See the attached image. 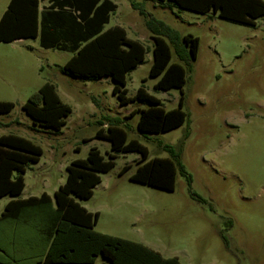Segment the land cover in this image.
<instances>
[{
	"label": "rangeland",
	"instance_id": "1",
	"mask_svg": "<svg viewBox=\"0 0 264 264\" xmlns=\"http://www.w3.org/2000/svg\"><path fill=\"white\" fill-rule=\"evenodd\" d=\"M9 1L0 0V18ZM113 1L118 9L106 29L123 27L147 49L145 62L127 76L130 97L144 86L172 110L182 95L180 89L155 91L159 78L150 76L152 34L147 18L133 4L182 35L199 38L198 55L183 88L188 119L170 132L142 135L137 127L140 113L130 114L148 105L121 106L110 78L63 74L61 67L72 53L44 49L39 39L0 43V101L15 104L12 112L0 114V137L18 135L43 151L40 162L25 174L21 197L54 196L66 182L67 167L87 159L93 148L108 159L111 143L96 135L104 117L118 118L129 139L147 147V160L173 159L165 149L171 146L180 152L187 175L177 166L173 192L138 184L130 177L142 156L119 155L114 168L101 175L93 197L76 199L100 213L95 229L144 244L165 258L177 257L181 264H264V16L247 26L213 12L202 15L152 0ZM171 47L172 62L180 63ZM46 82L54 83L61 100L72 108L61 131L35 124L23 110ZM126 165L130 169L121 174ZM95 264L110 262L99 256Z\"/></svg>",
	"mask_w": 264,
	"mask_h": 264
},
{
	"label": "trees",
	"instance_id": "2",
	"mask_svg": "<svg viewBox=\"0 0 264 264\" xmlns=\"http://www.w3.org/2000/svg\"><path fill=\"white\" fill-rule=\"evenodd\" d=\"M44 0H11L0 19V43L40 38L45 49L72 53L61 67L63 74L75 78L99 80L110 78L113 94L121 106L145 104L130 114L140 113L138 131L142 135L167 133L183 126L188 114L184 111L183 88L199 51L200 40L192 34L182 35L163 21L146 15L140 5L134 9L147 18L152 34L153 64L150 76L159 78L155 91L180 89L179 106L166 110L160 99L139 88L128 96L127 76L145 62L147 49L128 37L120 26L106 29L117 5L111 0H51L41 14ZM159 5H173L181 10L206 15L213 12L221 19L255 26L264 16V0H155ZM167 38L170 44L165 40ZM180 63H173V50ZM188 68V70L183 66ZM15 108L12 102L0 101V114ZM23 110L35 124L61 131L72 108L64 103L54 83L46 82L24 105ZM96 138L111 143L112 153L106 159L93 148L87 159L76 160L67 167L64 185L54 193L19 199L24 192L25 174L39 163L42 149L18 135L0 137V199L13 197L0 216V264H95L99 256L110 264H181L177 257L165 258L152 248L134 241L98 232L100 214L89 212L76 199L89 200L102 182L101 175L110 172L121 154L142 156L130 180L173 192L176 187L180 152L171 146L165 149L172 158L147 160L149 152L137 139H129L123 121L104 117ZM189 137V133L185 138ZM126 165L121 174L130 169ZM189 182L191 178L188 177Z\"/></svg>",
	"mask_w": 264,
	"mask_h": 264
},
{
	"label": "crops",
	"instance_id": "3",
	"mask_svg": "<svg viewBox=\"0 0 264 264\" xmlns=\"http://www.w3.org/2000/svg\"><path fill=\"white\" fill-rule=\"evenodd\" d=\"M11 1V0H10ZM10 1H9V3H10ZM111 1H113V0H111ZM152 1H154V2H156L155 0H152ZM114 2V1H113ZM115 3V2H114ZM116 4V3H115ZM9 5V4H8ZM50 5H51V0H44V1H42L41 3H40V11H41V14L42 13H44V12H46L48 9H49V7H50ZM117 5V4H116ZM7 8H8V6H7ZM117 9H118V5H117ZM7 10V9H6ZM5 10V11H6ZM4 11V12H5ZM116 12V11H115ZM114 12V13H115ZM113 13V14H114ZM4 14V13H3ZM2 14V15H3ZM112 16V15H111ZM2 17V16H1ZM1 19V18H0ZM110 21H111V19H110ZM37 39H39V43H40V38H37ZM23 40V39H22ZM18 41V40H17ZM16 42V41H15ZM41 46V45H40ZM42 47V46H41ZM43 48V47H42ZM45 49V48H44ZM49 50V49H48ZM51 50H55V49H51ZM23 194V193H22ZM22 194L19 196V199H27V198H29V197H39V196H29V197H25V198H23V197H21L22 196ZM43 194V193H42ZM41 194V195H42ZM47 194V193H46ZM40 195V196H41ZM49 195V194H48ZM50 196V195H49ZM52 198H53V196H51ZM14 198L13 197H4V198H2V199H0V200H6V202L5 203H1L0 202V209H2L1 211H0V216L2 215V213H3V211H4V208H5V206L11 201V200H13ZM84 207V206H83ZM87 209V208H86ZM89 212H92V213H97L98 211H90L89 209H87ZM99 213V212H98ZM100 214V213H99ZM101 233V232H100Z\"/></svg>",
	"mask_w": 264,
	"mask_h": 264
}]
</instances>
